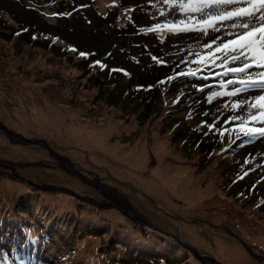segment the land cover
Returning a JSON list of instances; mask_svg holds the SVG:
<instances>
[{
  "label": "rangeland",
  "instance_id": "374dc122",
  "mask_svg": "<svg viewBox=\"0 0 264 264\" xmlns=\"http://www.w3.org/2000/svg\"><path fill=\"white\" fill-rule=\"evenodd\" d=\"M232 7L252 10L242 0L203 12L196 11L194 0H0V103L6 104V112L14 114L20 107L32 113L35 108L27 102L36 98L79 110L81 122L104 127L108 120L117 119L119 126L109 133L110 141L127 148L137 137L143 138L147 159L140 169L142 176L153 175L157 164L169 163L174 171L192 174L203 187L214 176L213 185L221 192L194 205L180 197L162 203L139 177L117 175L118 164L106 152L97 154L105 160L98 163L85 150L74 152L72 146L60 145L51 132L13 124L0 108V121L31 139L19 141L0 129L4 139L0 184L12 180L25 186L11 199L0 194V230L15 234L30 226L52 237L43 239L34 259L13 256L1 245L0 252L12 257L11 264H213L199 259L184 244L230 264L215 251L218 239L238 244L247 255L244 264L264 262V227L260 226L264 202L260 206L255 202L259 193L264 196V134L249 131L264 128V98L257 99L264 97V77H252L264 75V25L239 30L255 34L253 41L260 50L253 41L223 47L230 39L245 41L230 35L231 24L242 21L216 19L211 21L214 28L205 21L208 13ZM151 26H155L153 33H149ZM9 28L13 29L10 36ZM20 33L24 34L18 39ZM65 41L85 49L94 65L85 68ZM217 45L222 47L217 50ZM242 57H247V67ZM97 60L102 61L97 64ZM95 64L117 71L106 73L105 90L93 78ZM232 68L239 70L232 72ZM220 73L236 79L216 83ZM100 80L104 81L102 74ZM113 194L124 201V209L115 206ZM50 195L71 199L73 209H57L45 199ZM80 197H91L101 207ZM131 207L143 221L130 217ZM87 209L98 214L117 211L146 237H129L108 217L86 220ZM67 215L74 219L67 220ZM188 225L196 226L199 239L205 241L195 238ZM17 237L8 236L4 242ZM17 244L21 242H13Z\"/></svg>",
  "mask_w": 264,
  "mask_h": 264
},
{
  "label": "bare ground",
  "instance_id": "6f19581e",
  "mask_svg": "<svg viewBox=\"0 0 264 264\" xmlns=\"http://www.w3.org/2000/svg\"><path fill=\"white\" fill-rule=\"evenodd\" d=\"M81 93L82 92H80V94ZM31 100H33L32 103L27 102L29 103L28 107L32 109L35 108L36 112L27 113L25 110H20V107H17L14 110V114H12L6 112L8 110L6 104L2 105L1 103L0 108L5 111V117L10 119L13 124L16 123L31 131L40 130L45 133L51 132L56 137L55 141L60 145L72 146L77 149L74 152H83L85 150L88 152L89 158H92V160L98 163L105 162V160L99 158L97 154H100L101 151L106 152L110 158L114 159V163L118 164L114 167V171L118 173L117 175L121 177L126 176L128 178L132 175L139 177L146 187L151 188V190L153 189L154 194L161 199L162 203L171 204L180 197L182 199H180L181 201L184 200L188 205H194L205 196H212L213 193H215V195L221 194L213 185V183H215L214 176H212L208 180L206 186L203 187L200 186V183H198L197 179L192 174L186 171H174L172 166L167 165L169 163L162 162L157 164L153 169V175L148 177L142 176L140 169L145 168L147 159L146 147L142 141L143 138L137 137L134 143L127 148L123 147L118 142L110 141L109 133L113 132L119 126V121L117 119L112 118L108 120L107 126L102 127L88 120L81 122L77 116L80 114L79 110H74L65 105H55L36 98H32ZM3 141L4 139L0 137V147L3 146ZM155 148H157V146H155ZM20 151L23 150L20 149ZM158 151H161V148H158ZM74 154L78 155L79 153ZM124 163H126V165H124ZM196 183H198V185H196ZM24 189L25 186L23 184L12 180H4L0 184V194L7 199H11L14 192L21 194ZM217 196L219 195H216V197ZM45 199L62 209H73L70 208L72 206V200L69 198L50 195L45 196ZM221 200L220 198L219 201ZM95 212L96 211L92 213L89 211L85 212L84 218L86 220H99L108 217L111 218V222L114 225H120L119 231L129 232V237H131V235L136 236L145 234L142 230H133L128 220H125L117 211H110L109 213L101 215ZM187 229L192 232L195 238L199 239L196 226L192 227V225H188ZM34 234L37 235L36 233ZM199 240L205 241V239ZM262 242L264 243V240H262ZM215 243V251L227 258L230 264H244L246 262L247 255L245 251L240 250L238 244H230L223 239H218ZM87 250L91 252L93 251V247H87Z\"/></svg>",
  "mask_w": 264,
  "mask_h": 264
},
{
  "label": "snow or ice",
  "instance_id": "6c2138e0",
  "mask_svg": "<svg viewBox=\"0 0 264 264\" xmlns=\"http://www.w3.org/2000/svg\"><path fill=\"white\" fill-rule=\"evenodd\" d=\"M194 2L197 4L196 11L203 12L205 8H227V6L236 5L238 2H241V0H194ZM242 2L252 6V10L232 7L230 10L218 11L215 15L208 13L207 15L209 16V20L205 21V23L208 25V27L214 28V25L211 23V21L216 19H222L224 21L239 19L242 21V23H232L231 27L233 29V33L230 35H236L241 40H247L251 32H242L239 30H255L258 25H264V0H242ZM237 42V40L230 39L227 44L223 45V47L227 48L229 45L236 44ZM262 44H264V42H262ZM80 55L86 54L80 53ZM153 59L156 58L153 57ZM233 59L235 60V57H233ZM96 63L99 64L100 62L97 61ZM241 63H244L245 67H247V57H242ZM238 70L239 69L237 68L230 69L232 72H237ZM169 79H171V77H169ZM161 83L163 82L161 81ZM261 98L264 97H257V99ZM249 131L264 134V128L250 129Z\"/></svg>",
  "mask_w": 264,
  "mask_h": 264
},
{
  "label": "trees",
  "instance_id": "16d2710c",
  "mask_svg": "<svg viewBox=\"0 0 264 264\" xmlns=\"http://www.w3.org/2000/svg\"><path fill=\"white\" fill-rule=\"evenodd\" d=\"M30 27V29H27L28 30V33L31 31V28H32V26L30 25L29 26ZM12 32H13V29H11V28H9L8 29V34H9V36L12 34ZM24 33H20L19 35H18V39L23 35ZM52 35H54V36H57L56 34H52ZM58 37H60V36H58ZM45 40H46V42L48 43V42H50V37H46L45 38ZM38 42V41H37ZM66 42V44H67V48L69 49V50H71V51H73V52H77V54L81 57V61H83V63L84 64H86L85 65V68L87 67V66H90V65H94V60H93V58H92V56L91 55H89L88 54V52L85 50V49H82V48H79V47H77L76 46V44L75 43H73V42H70V41H65ZM51 46H57V45H55V44H53V43H51L50 44ZM80 53H85L86 55H80ZM95 66H97V73L95 72V75H93V78L94 79H96V78H98V81H97V83H98V85L100 84V87H101V89H103V90H105V87H104V84H105V81H106V73L108 72V69L107 68H100L98 65H96L95 64ZM111 72H115V73H117V71H115V70H111ZM111 72H108V73H111ZM102 74V76H103V80L104 81H101L100 80V76H101V74ZM96 77V78H95ZM97 80V79H96ZM16 194V193H15ZM261 198H262V196H261V194L259 193L258 195H257V200L255 201L256 202V204L258 205V206H260V205H262L261 203ZM56 208L57 209H62V208H60L59 206H57L56 205ZM67 210V209H66ZM87 211H89V209H87L85 212H87ZM85 214V213H84ZM84 214H83V217H84ZM101 215V214H100ZM262 216L264 217V215L262 214ZM60 218H62V219H64V217H60ZM70 219H74L72 216L71 217H69L68 215H67V220H70ZM94 220H96V219H92L91 221H94ZM260 226L261 227H264V223L263 224H260ZM260 227V228H261ZM134 230V229H133ZM18 231L19 232H15V234H6L5 232H3V231H1L0 230V240L1 239H5V238H7L8 236H16V235H18L19 236V239H20V242H21V244H22V248L24 249V250H30V249H32V247H33V245H35V243L38 241V240H41V237H44V238H46L47 240H52V237H51V235H44L43 233L44 232H42V231H40L39 229H37V228H35V227H30V226H22L21 228H19L18 229ZM237 231L238 232H240V233H242L240 230H238V228H237ZM245 232L246 233H248L246 230H245ZM34 233H36L37 235H35ZM260 233H258V235H259ZM146 234H144V235H142L144 238L146 237L145 236ZM262 240H264V236L262 235V237H261V243H263L262 242ZM263 247H264V245H262ZM254 247V246H253ZM167 259L168 260H170V261H172L171 259H172V257L170 256V255H167ZM137 261H134L133 262V264H135ZM258 262V264H263L264 262H259V261H257ZM246 263H248V260L246 261Z\"/></svg>",
  "mask_w": 264,
  "mask_h": 264
},
{
  "label": "water",
  "instance_id": "95a60500",
  "mask_svg": "<svg viewBox=\"0 0 264 264\" xmlns=\"http://www.w3.org/2000/svg\"><path fill=\"white\" fill-rule=\"evenodd\" d=\"M0 129H2L5 133H12V134H15L16 137L19 138V141H26V142H30L31 139H28V138H25L23 135L19 134V133H15L13 132L12 130H10L9 128H7L1 121H0ZM35 142L37 143H43L45 142L44 140H40V139H36ZM45 145L46 142H45ZM48 147V146H47ZM48 187L47 188H54V189H58V190H62V191H68L67 189L65 188H59L58 186H55V185H47ZM45 188V189H47ZM70 192V191H68ZM113 195H116V197L114 196H111L110 199H113V200H117L118 201V204H116L115 206H118V208H123L122 205H124V201L121 199V197L118 196V194H113ZM80 199L82 200H85V201H88L89 203H92L94 205H97L98 207H101L99 206V204L96 202L95 199L91 198V197H80ZM124 209V208H123ZM132 209V207H131ZM122 213L124 212L125 214L129 215L125 210H120ZM132 212H133V215H130V217H132L134 220L138 221V222H141L143 221V216L141 214H139L135 208L132 209ZM144 224V223H143ZM144 225H148V224H144ZM184 244V243H183ZM185 246H187L195 255H197V257L201 260H207L213 264H222L220 261H218L217 259H215L214 257L212 256H209V255H202V254H199L198 251L193 248V247H190L189 245L187 244H184Z\"/></svg>",
  "mask_w": 264,
  "mask_h": 264
}]
</instances>
